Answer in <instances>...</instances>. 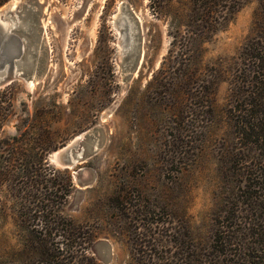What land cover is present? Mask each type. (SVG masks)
I'll list each match as a JSON object with an SVG mask.
<instances>
[{
	"label": "rangeland",
	"instance_id": "374dc122",
	"mask_svg": "<svg viewBox=\"0 0 264 264\" xmlns=\"http://www.w3.org/2000/svg\"><path fill=\"white\" fill-rule=\"evenodd\" d=\"M10 2L21 16L23 4L38 12L46 67L31 91L21 80L0 89L13 94L1 131L13 153L0 162V264H185L189 252L208 254L244 180L232 89L264 0H8L0 12ZM125 7L142 40L127 79L116 25ZM91 130L97 151L72 169L51 163ZM44 143L55 148L42 160ZM43 205L45 218L34 210Z\"/></svg>",
	"mask_w": 264,
	"mask_h": 264
},
{
	"label": "trees",
	"instance_id": "16d2710c",
	"mask_svg": "<svg viewBox=\"0 0 264 264\" xmlns=\"http://www.w3.org/2000/svg\"><path fill=\"white\" fill-rule=\"evenodd\" d=\"M7 1L0 0V6ZM225 13V17H220L222 20L229 14L227 11ZM239 58L240 77L235 80L232 89L236 96L230 113L234 110L231 120L237 130L239 144L235 163L238 162L237 169L244 180L238 187L235 207L232 204V215L229 212L227 217L216 224V235L210 252L201 255L199 259L189 252L185 256V264H196L197 261L200 264H264V26L244 44ZM12 100L13 94L9 87L0 90L1 164L7 163V155L13 153V150H7L8 140L1 137L2 128L12 115ZM51 148L55 147H51V143H44L41 149L42 160ZM254 156L260 157L258 159L262 163L258 164ZM3 168L2 165L1 170L4 171ZM4 174L5 171L0 172V175ZM69 193V190L64 189L60 192V198L65 199ZM48 208L47 205L35 206L34 210L41 212L39 216L45 218L49 216ZM37 246L38 253L47 256L45 246L41 243ZM194 256L197 258L194 259ZM59 260L58 263L63 264V259ZM90 260L95 264L93 259Z\"/></svg>",
	"mask_w": 264,
	"mask_h": 264
},
{
	"label": "water",
	"instance_id": "95a60500",
	"mask_svg": "<svg viewBox=\"0 0 264 264\" xmlns=\"http://www.w3.org/2000/svg\"><path fill=\"white\" fill-rule=\"evenodd\" d=\"M21 16L15 12L11 2L0 12V89L15 80H21L26 89L31 91L29 84L34 85L45 70V60L42 55L45 43V30L41 21H37L36 13L31 7L25 9ZM13 8V9H11ZM125 18L116 22L122 40L120 42L125 78L136 71L141 59V37L137 36L128 16L137 18L127 7L121 9ZM37 22L39 26L37 27ZM100 147V141L93 131H86L72 139L68 144L54 151L49 160L61 169H72L86 157H89ZM106 248V244H101ZM106 257V255H104Z\"/></svg>",
	"mask_w": 264,
	"mask_h": 264
},
{
	"label": "bare ground",
	"instance_id": "6f19581e",
	"mask_svg": "<svg viewBox=\"0 0 264 264\" xmlns=\"http://www.w3.org/2000/svg\"><path fill=\"white\" fill-rule=\"evenodd\" d=\"M43 25H44V24H43ZM44 26H45V25H44ZM44 26H43V27H44ZM44 30H45V29H44ZM29 87L32 89L33 85H32V84H29Z\"/></svg>",
	"mask_w": 264,
	"mask_h": 264
}]
</instances>
